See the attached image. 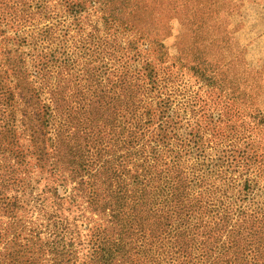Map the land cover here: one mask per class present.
<instances>
[{"label": "trees", "instance_id": "16d2710c", "mask_svg": "<svg viewBox=\"0 0 264 264\" xmlns=\"http://www.w3.org/2000/svg\"><path fill=\"white\" fill-rule=\"evenodd\" d=\"M165 1L0 0V264H264V37Z\"/></svg>", "mask_w": 264, "mask_h": 264}, {"label": "rangeland", "instance_id": "374dc122", "mask_svg": "<svg viewBox=\"0 0 264 264\" xmlns=\"http://www.w3.org/2000/svg\"><path fill=\"white\" fill-rule=\"evenodd\" d=\"M241 3L240 16L246 21V29L258 37H264V0H241ZM113 7L121 14H139L146 20L163 21L173 16V10L165 0H113ZM150 59H153L152 54ZM174 87L177 92L181 90L189 95L196 93L199 98H207L205 90H199L196 82L188 77H180Z\"/></svg>", "mask_w": 264, "mask_h": 264}]
</instances>
